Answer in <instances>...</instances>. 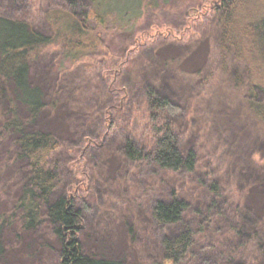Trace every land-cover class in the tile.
<instances>
[{
	"label": "trees",
	"instance_id": "obj_1",
	"mask_svg": "<svg viewBox=\"0 0 264 264\" xmlns=\"http://www.w3.org/2000/svg\"><path fill=\"white\" fill-rule=\"evenodd\" d=\"M60 1L61 8L49 16L52 22L49 32L26 20L0 15V133L12 140L13 157L23 163L18 184L21 192L14 214L21 230H34L46 220L59 243L58 264H130L84 253L80 230L86 206H79L81 202L73 187H63L59 173L58 154L66 146L56 134L41 129L38 120L42 116H62L65 104L73 100L85 103L80 112L93 126L91 134L86 133L88 128L84 126L78 128L79 140L72 148L79 156L89 142L93 141L91 147L97 146L112 115H117L119 109H131L140 98L139 103L148 113L146 123L153 143L146 149L131 133L123 134L119 144L122 160L146 163L162 172L194 175L197 184L211 195L210 199L205 196L198 200L194 209L191 201L178 195L175 189L154 199L150 208L152 221L164 230L176 229V233L169 232L160 238L162 260L159 264H264V165L250 159L247 167L250 174L238 169L239 178L243 177L248 186L245 194L248 204L241 209L236 207L235 217L228 221L227 229L219 236V223L227 219L224 201H221V181L211 178L214 172L198 170L197 152L185 144L179 133L180 124L175 123L182 114L176 98L158 86L157 78L149 77L148 65L140 54L136 63L140 73L134 77L130 90L114 85L107 89L112 71L107 68L111 61L107 58L110 52L103 31L109 19L114 16L112 22L119 21V29L126 35L117 63L130 68L137 60L131 58V54L139 48L136 49L135 24L130 25L128 21H139L141 8L154 9L180 0ZM193 3L196 5L197 1ZM256 4L253 0H219L216 5L212 13L217 20L214 41L226 75L227 63L234 67L230 75L225 77L223 73L220 81L224 84L220 87L228 95L218 91L219 82L217 90L204 99L208 110L212 106L213 124L218 119L224 122L233 104L240 106L234 119L243 122L255 141L264 138V7ZM194 8L186 9L192 14L191 19L198 15V7ZM184 18L190 19L186 15ZM184 24L183 29L188 23ZM159 37L191 49V41L177 42L181 37L174 33L161 36L158 31L152 41L156 42ZM50 49L56 52V60L52 67V84L46 93L47 84L34 82L32 71ZM195 53L183 60L191 57L188 61L197 65L199 58ZM119 58H123L121 63ZM159 66L162 71L171 70L177 77L187 71L180 55L161 60ZM203 67L188 72L187 76L203 80ZM66 77L72 78L69 85ZM207 78L205 76V80ZM207 122L214 136L220 133L213 130L210 119ZM221 139L220 135L218 147ZM240 179L238 183L243 186ZM9 222L10 217L0 213V261L4 253L3 231Z\"/></svg>",
	"mask_w": 264,
	"mask_h": 264
},
{
	"label": "rangeland",
	"instance_id": "obj_2",
	"mask_svg": "<svg viewBox=\"0 0 264 264\" xmlns=\"http://www.w3.org/2000/svg\"><path fill=\"white\" fill-rule=\"evenodd\" d=\"M193 1H197V4L194 5ZM218 2L219 0H180L154 9L141 8L142 18L137 22L128 21L130 25L135 24L136 49L139 48L131 54V58L137 60L130 68L127 64L121 66L116 60L124 47L126 35L119 29V21L115 24L112 22L114 16L109 19L103 31V39L110 52L107 58L111 62L107 68L112 71V75L108 77L110 83L107 84V89L114 85L115 88L130 90L134 77L140 73L136 63L143 57L144 63L148 65L149 77L157 78L158 86L176 98L182 114L175 123L180 124L179 133L185 144L197 152L198 170L210 174L214 172L211 178L221 181V201H224L227 219L219 223L221 231L217 235L220 236L223 229H227L228 221L235 217L236 207L240 206L241 209L248 204V201L245 203L248 186L243 177L239 178L238 169L242 168L244 174H250L247 169L250 159L264 165V138L255 141L251 132L244 128L243 122L234 119L240 106L233 104L224 122L218 119L213 124L210 117L212 106L208 110L204 104L205 97L217 90L216 85L223 78V73L225 77L230 75L234 67L232 63H227L229 72L226 75L214 41L217 20L212 13ZM256 2L264 7V0H253L254 4ZM60 4V0H0V15L26 20L38 29L49 32L52 25L49 16L51 17V12L61 8ZM190 7H198V15L193 19L190 18L192 14L186 12ZM184 14L191 20H185ZM185 21L188 24L183 29ZM158 31L161 36H166L168 32L180 36L177 42L191 41V49L162 37L153 42ZM194 52L199 58L196 60L197 65L188 61ZM179 55L187 69L185 74L177 77L171 70H161V60H170ZM185 56L191 57L183 60ZM55 60L56 52L50 49L32 71L34 82L44 81L47 84L46 93L50 90V83L52 84ZM122 60L123 58H119L118 61L121 63ZM105 66L107 65L102 67ZM200 66L203 67V80L187 76L188 72L196 71ZM205 76L208 77L206 80ZM64 79L69 85L72 78ZM221 82L218 84V91L224 93V89L220 87L224 84ZM239 97L241 98L240 94ZM139 100L140 98L131 105V109H119L117 115H112L105 135L97 141V146L91 147L93 141L89 142L79 156L72 148L79 140L78 128L84 126L88 128L86 133L91 134L90 127L93 126L91 120L87 116L84 118L80 112L85 103L73 100L65 104L62 116H42L38 120V126L56 134L66 146L58 154L61 160L59 173L63 187H73L75 196L81 202L79 206H86L83 208L80 230L84 253L120 259L130 264H159L162 260L160 238L169 232L176 233V229L166 228L165 231L152 221L150 208L154 199L175 189L178 195L191 201L194 209L198 200L205 196L210 199L211 195L197 184L194 175L162 172L152 169L146 163H128L122 160L119 144L123 134L131 133L146 149L153 143L146 123L148 113H145L147 110ZM207 117L213 130L220 133L215 136L212 134ZM220 135L221 146L218 147L216 143L219 142ZM13 156L12 140L0 133V213L11 219L3 231L4 253L0 264H58L59 243L52 233V226L45 220L34 230L22 231L19 220L14 216L17 213L15 202L21 192L18 184L22 179L20 169L23 163ZM239 179L243 186L238 183ZM186 219L190 220V217L186 216Z\"/></svg>",
	"mask_w": 264,
	"mask_h": 264
}]
</instances>
